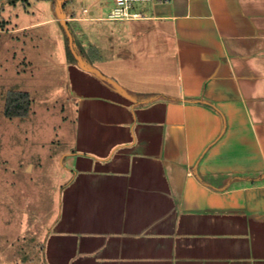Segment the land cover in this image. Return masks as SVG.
<instances>
[{
	"label": "crops",
	"instance_id": "crops-1",
	"mask_svg": "<svg viewBox=\"0 0 264 264\" xmlns=\"http://www.w3.org/2000/svg\"><path fill=\"white\" fill-rule=\"evenodd\" d=\"M99 1L62 4L59 210L15 264H264V0Z\"/></svg>",
	"mask_w": 264,
	"mask_h": 264
},
{
	"label": "rangeland",
	"instance_id": "rangeland-1",
	"mask_svg": "<svg viewBox=\"0 0 264 264\" xmlns=\"http://www.w3.org/2000/svg\"><path fill=\"white\" fill-rule=\"evenodd\" d=\"M112 3L100 0L98 5L107 15ZM53 5L59 8L57 1L0 0V264L30 257L32 239L41 241L44 226H50L58 215L57 169L71 127L72 105L55 47L57 31L66 44V58L73 61L74 56L60 21L16 29L53 13ZM67 28L77 48L72 24ZM15 92L28 93L24 117L5 113L7 99ZM40 258L41 253L36 260Z\"/></svg>",
	"mask_w": 264,
	"mask_h": 264
},
{
	"label": "built area",
	"instance_id": "built-area-1",
	"mask_svg": "<svg viewBox=\"0 0 264 264\" xmlns=\"http://www.w3.org/2000/svg\"><path fill=\"white\" fill-rule=\"evenodd\" d=\"M114 3L113 8L107 15L108 20L120 21L138 18L139 14L134 13L132 6L135 2H141L144 0H112ZM156 2H168L171 0H150Z\"/></svg>",
	"mask_w": 264,
	"mask_h": 264
},
{
	"label": "trees",
	"instance_id": "trees-1",
	"mask_svg": "<svg viewBox=\"0 0 264 264\" xmlns=\"http://www.w3.org/2000/svg\"><path fill=\"white\" fill-rule=\"evenodd\" d=\"M66 2V1H65ZM64 6V3H63ZM68 41V40H67ZM29 97L25 92L12 93L6 102L5 113L8 117H24L29 107Z\"/></svg>",
	"mask_w": 264,
	"mask_h": 264
},
{
	"label": "water",
	"instance_id": "water-1",
	"mask_svg": "<svg viewBox=\"0 0 264 264\" xmlns=\"http://www.w3.org/2000/svg\"><path fill=\"white\" fill-rule=\"evenodd\" d=\"M66 1V0H58V7H59V11H60V20H61V24H62V27L66 33V36H67V39H68V45H69V48L71 50V52L73 53V55H75L74 53V49H73V40H72V36L67 28V25L64 21V14H63V9H62V4L63 2Z\"/></svg>",
	"mask_w": 264,
	"mask_h": 264
}]
</instances>
